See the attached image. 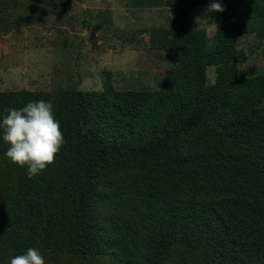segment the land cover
Instances as JSON below:
<instances>
[{"label":"trees","instance_id":"1","mask_svg":"<svg viewBox=\"0 0 264 264\" xmlns=\"http://www.w3.org/2000/svg\"><path fill=\"white\" fill-rule=\"evenodd\" d=\"M237 1L264 20L263 0ZM234 14L211 51L202 30L173 32L179 67L157 91H0V123L51 102L65 138L55 163L29 177L0 128V264L28 248L45 264H67L65 252L70 264H264V76L238 75ZM66 168L78 172L71 195L54 180Z\"/></svg>","mask_w":264,"mask_h":264},{"label":"rangeland","instance_id":"2","mask_svg":"<svg viewBox=\"0 0 264 264\" xmlns=\"http://www.w3.org/2000/svg\"><path fill=\"white\" fill-rule=\"evenodd\" d=\"M212 2L225 10L209 13ZM237 4V0L192 5H169L167 0H0V91L106 87L157 91L179 67L177 51L167 43L172 33L185 36L202 30L211 51L216 45L215 25L229 7L235 14L227 21H237L243 30L234 43L238 75L264 76V20L254 24L246 7ZM215 77V66L208 65L205 83H213ZM260 105L264 108V98ZM55 175L56 183L71 195L77 170L66 168ZM59 258L70 264L72 257L65 252ZM100 258L95 264H113L109 256Z\"/></svg>","mask_w":264,"mask_h":264},{"label":"clouds","instance_id":"3","mask_svg":"<svg viewBox=\"0 0 264 264\" xmlns=\"http://www.w3.org/2000/svg\"><path fill=\"white\" fill-rule=\"evenodd\" d=\"M219 2H212L209 13L223 12ZM197 17V22H198ZM219 29L215 25L214 30ZM3 118V140L9 144L6 155L19 166H28L29 177L39 174L50 164L55 163L57 154L65 143L60 122L55 118L51 102H29L26 106L9 109ZM10 264H45L43 255L34 248H28L26 254L11 259Z\"/></svg>","mask_w":264,"mask_h":264}]
</instances>
